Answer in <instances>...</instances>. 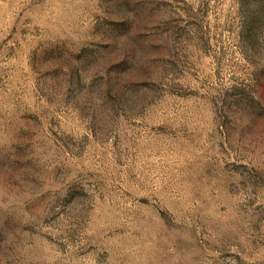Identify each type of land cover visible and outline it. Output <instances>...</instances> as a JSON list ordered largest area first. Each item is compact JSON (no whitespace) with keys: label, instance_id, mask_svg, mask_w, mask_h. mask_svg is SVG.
I'll return each mask as SVG.
<instances>
[{"label":"rangeland","instance_id":"obj_1","mask_svg":"<svg viewBox=\"0 0 264 264\" xmlns=\"http://www.w3.org/2000/svg\"><path fill=\"white\" fill-rule=\"evenodd\" d=\"M0 264H264V0H0Z\"/></svg>","mask_w":264,"mask_h":264}]
</instances>
